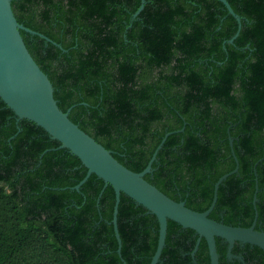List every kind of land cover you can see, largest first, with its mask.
<instances>
[{
    "label": "trees",
    "instance_id": "obj_1",
    "mask_svg": "<svg viewBox=\"0 0 264 264\" xmlns=\"http://www.w3.org/2000/svg\"><path fill=\"white\" fill-rule=\"evenodd\" d=\"M63 112L133 172L189 209L264 231V0H11ZM185 128L183 132L177 131ZM233 140V146L231 145ZM0 98V264H151L155 215L93 174ZM257 202H254V198ZM168 222L159 264H211L203 239ZM217 238L220 263L227 245ZM238 245V244H236ZM245 264H264L248 244ZM233 264H244L236 261Z\"/></svg>",
    "mask_w": 264,
    "mask_h": 264
},
{
    "label": "water",
    "instance_id": "obj_2",
    "mask_svg": "<svg viewBox=\"0 0 264 264\" xmlns=\"http://www.w3.org/2000/svg\"><path fill=\"white\" fill-rule=\"evenodd\" d=\"M218 1L226 7L229 14L239 24L238 32L229 41V43H234L242 29L241 17L235 13L227 0ZM145 3L146 0H142V5L135 17L144 9ZM21 31L38 35L63 49L48 37L20 24L14 14L11 0H0V98L14 112L18 121L28 120L35 123L52 140L59 142L61 149L68 150L87 168L86 177L74 189L80 190L93 174L102 179L105 184L100 197L109 185L113 187L116 194L113 225L119 243V254H121L122 241L118 229V212L122 193L138 206L144 207L148 213L155 215L158 220V246L151 264L160 262L166 246L169 221L196 232L198 240L193 255L196 254L203 239L207 242L211 264H220L217 238L229 244V258L234 257L231 251L236 243L258 247L264 252V231L256 230V222L249 228H243L225 225L210 218L217 204L220 185L229 176L239 171V162L234 150L232 153L237 163L236 168L216 183L213 202L206 212H196L189 209L185 202L171 199L149 183L145 177L153 172V164L157 160L158 152L172 133L166 134L143 172L136 173L125 167L111 151L71 121L70 111L63 112L60 109L54 97V86L29 52ZM184 130L185 128H182L177 132ZM231 145L233 146L232 139ZM254 202H257L256 197Z\"/></svg>",
    "mask_w": 264,
    "mask_h": 264
},
{
    "label": "flooded vegetation",
    "instance_id": "obj_3",
    "mask_svg": "<svg viewBox=\"0 0 264 264\" xmlns=\"http://www.w3.org/2000/svg\"><path fill=\"white\" fill-rule=\"evenodd\" d=\"M221 244L222 245H227V248H226V256H225V261H224L225 264H233L236 261H239V262H242V263L245 264V260H244V257H243V253L235 254V253H233V250H234V248L236 246H238L241 250H243L246 244L236 243L238 245L235 244L234 248L231 251L232 255L234 256L232 258H229L228 257V254H229V244L226 241H224V240L222 241ZM240 258H242V259H240ZM219 263H220V255H219Z\"/></svg>",
    "mask_w": 264,
    "mask_h": 264
}]
</instances>
